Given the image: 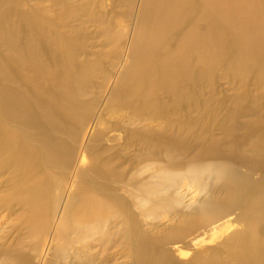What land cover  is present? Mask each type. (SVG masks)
Wrapping results in <instances>:
<instances>
[{"label":"rangeland","instance_id":"374dc122","mask_svg":"<svg viewBox=\"0 0 264 264\" xmlns=\"http://www.w3.org/2000/svg\"><path fill=\"white\" fill-rule=\"evenodd\" d=\"M155 1L0 0V93L57 123L0 112V264H228L246 236L226 178L163 173L214 161L262 179L264 40L256 58L226 35L156 48Z\"/></svg>","mask_w":264,"mask_h":264},{"label":"bare ground","instance_id":"6f19581e","mask_svg":"<svg viewBox=\"0 0 264 264\" xmlns=\"http://www.w3.org/2000/svg\"><path fill=\"white\" fill-rule=\"evenodd\" d=\"M258 1L260 2L261 0H156V4H154L157 7V11L152 7L153 9H150L145 21H147V23H153L156 28L154 29V37L151 39L153 45H157V47L155 46L156 48L161 47L163 43L167 45L170 39H174L178 46H188L189 50H195L196 48L194 47H196V45L194 44L196 43L194 40L196 35H201L200 40L203 42V44L201 43V47L204 46V44H210V47L214 48L222 44V37L226 35L231 38V41L234 40L237 44L239 43L244 49L253 51L252 53H254L256 58L258 49L257 44L264 40L261 34L262 30H260V27H262L260 23L263 17H259L261 20H257L256 23L251 20L255 14ZM150 2L152 5L153 0H150ZM259 4L262 5L261 2ZM258 8L259 7L256 8V12L260 9ZM192 37H194V40ZM181 48L178 50L181 51ZM155 50L156 49L153 48L150 52ZM199 52L201 53V51L196 53L198 54ZM12 53L15 54L14 51H12ZM202 53V55H204V52ZM161 57H158V59ZM161 60L159 62H161ZM3 74V68L0 67V82L3 81ZM44 104L46 106L48 105L47 102H44ZM27 107L28 109H26ZM27 107L21 103L14 104L8 98V91L3 90V92L0 93V112L7 122L24 121L26 126H31L41 133H44L47 129L45 128V124H49L50 126L47 127L51 130L56 129L54 125H57V123L53 125L52 116L49 117L50 115L47 114L50 112L48 111L45 113L37 99L32 103L28 102ZM25 110L27 111L26 113ZM62 130L63 128L61 126V131ZM9 132L12 133L10 130ZM17 138V142H19L21 138L19 136ZM43 148L50 150V146ZM176 171L175 173L162 172L167 183L171 186L182 183L185 177H189L194 182H201V180L207 179L208 177H212V179L226 178L227 184L233 189L232 200L234 203L239 202L243 207V218H245L247 223L246 236L243 239L238 238L235 242L229 243L228 249L230 250L228 254L230 256V261L228 264H264V174L260 181L254 182L249 178H242L234 168L226 167L214 161L195 163L190 165L184 172L176 173ZM207 208L208 206L205 205L202 206L201 210L205 211ZM235 250L236 252L238 250L236 255H234ZM139 258L141 259L142 256L139 255Z\"/></svg>","mask_w":264,"mask_h":264}]
</instances>
